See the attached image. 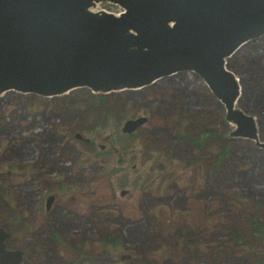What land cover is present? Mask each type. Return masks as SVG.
<instances>
[{
    "label": "rangeland",
    "instance_id": "374dc122",
    "mask_svg": "<svg viewBox=\"0 0 264 264\" xmlns=\"http://www.w3.org/2000/svg\"><path fill=\"white\" fill-rule=\"evenodd\" d=\"M90 9L123 10L107 0ZM226 64L240 83L235 106L264 142V35ZM99 94L0 93V227L25 251L21 264H259L250 251L264 244L249 223L264 224V150L233 136L202 78L186 71L110 92L106 106L89 99ZM75 135L92 139L91 153Z\"/></svg>",
    "mask_w": 264,
    "mask_h": 264
},
{
    "label": "water",
    "instance_id": "95a60500",
    "mask_svg": "<svg viewBox=\"0 0 264 264\" xmlns=\"http://www.w3.org/2000/svg\"><path fill=\"white\" fill-rule=\"evenodd\" d=\"M98 1L0 0V93L106 94L190 71L224 104L233 136L264 150L254 118L235 106L240 83L226 64L264 35V0H107L123 8L118 15L92 11ZM145 120L128 119L121 130ZM8 236L0 227V264H18L23 253L6 248Z\"/></svg>",
    "mask_w": 264,
    "mask_h": 264
},
{
    "label": "trees",
    "instance_id": "16d2710c",
    "mask_svg": "<svg viewBox=\"0 0 264 264\" xmlns=\"http://www.w3.org/2000/svg\"><path fill=\"white\" fill-rule=\"evenodd\" d=\"M227 59H226V61H227ZM148 86H150V85H148ZM146 87H143V88H146ZM143 88H141V89H143ZM132 91H135V90H125L124 92H132ZM28 94L29 95H36V94H33V93H27V95ZM106 94H108V93H106ZM104 95H105L104 93H100L99 95L89 97V99H91L94 102H97L96 104H101L103 106H106L107 103H108V101H107L108 98H107V96H104ZM111 103H113V101ZM201 137H202V135H199V138H193V140L198 141V144H199V141H200ZM217 157H219V154H218ZM249 224H250L251 236L255 237V238H258L259 241L262 244H264V224L258 218H252L250 220ZM240 246H241L242 249L250 251L248 249L249 248V244H243V245H240ZM250 249H252V248H250ZM250 252H257V254H254V255L258 256V263L259 264H264V249L262 250L263 253H261V254H260V252L257 249L256 250L254 249L253 251H250Z\"/></svg>",
    "mask_w": 264,
    "mask_h": 264
},
{
    "label": "flooded vegetation",
    "instance_id": "af4514ba",
    "mask_svg": "<svg viewBox=\"0 0 264 264\" xmlns=\"http://www.w3.org/2000/svg\"><path fill=\"white\" fill-rule=\"evenodd\" d=\"M94 103H97V102H94ZM129 119H131V118H129ZM147 121V119L145 120V122ZM126 134V133H125ZM76 136V135H75ZM78 139H80V140H83L84 142H85V146H86V151L87 152H89V153H91V151H90V147H95V144L93 143V141H92V139L91 138H88V137H84V136H76ZM105 140H109V137L107 136V137H105ZM99 148L101 149L100 151H105L106 149V144H101L100 146H99ZM112 150L114 151V152H117L118 151V149L116 148V147H112ZM121 191H125V193H126V189H122ZM121 191H120V194H121ZM122 195V194H121ZM49 196H52L53 197V199H52V202L50 203V205H49V207L47 208L46 207V203H47V198L49 197ZM56 195L55 194H49L47 197H46V199H45V210L48 212V211H50L51 210V208H52V205H53V203H54V201L56 200ZM8 233H9V231L8 230H6ZM9 237H10V233H9V236L7 237V239L5 240V244H6V248L7 249H9V250H12V249H16V250H21L22 251V253H23V255H22V260L21 261H23L24 260V258H25V251L24 250H22V249H19V248H14V247H11L10 245H8V243H7V241H8V239H9ZM82 254V255H81ZM78 256L79 257H82L81 259L83 260V259H85V255H84V253H79L78 254ZM19 262L18 264H21L22 262Z\"/></svg>",
    "mask_w": 264,
    "mask_h": 264
},
{
    "label": "built area",
    "instance_id": "2783aa9c",
    "mask_svg": "<svg viewBox=\"0 0 264 264\" xmlns=\"http://www.w3.org/2000/svg\"><path fill=\"white\" fill-rule=\"evenodd\" d=\"M119 14V13H118Z\"/></svg>",
    "mask_w": 264,
    "mask_h": 264
}]
</instances>
